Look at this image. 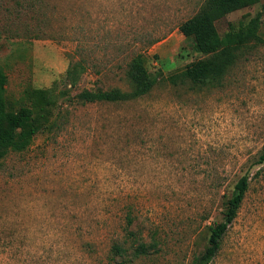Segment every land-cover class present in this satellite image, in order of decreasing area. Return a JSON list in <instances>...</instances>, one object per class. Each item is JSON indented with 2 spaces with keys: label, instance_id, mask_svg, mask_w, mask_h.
Segmentation results:
<instances>
[{
  "label": "rangeland",
  "instance_id": "1",
  "mask_svg": "<svg viewBox=\"0 0 264 264\" xmlns=\"http://www.w3.org/2000/svg\"><path fill=\"white\" fill-rule=\"evenodd\" d=\"M0 1L7 97L52 89L55 124L0 168V264H194L242 177L249 189L210 264H264V44L215 85L167 77L204 57L180 26L206 0H42L18 17ZM7 8V9H6ZM251 25L264 39V0L216 22L221 36ZM142 55L158 83L148 95L86 104L85 91H132ZM80 64L72 87L66 74ZM129 211L142 258L112 252Z\"/></svg>",
  "mask_w": 264,
  "mask_h": 264
},
{
  "label": "trees",
  "instance_id": "2",
  "mask_svg": "<svg viewBox=\"0 0 264 264\" xmlns=\"http://www.w3.org/2000/svg\"><path fill=\"white\" fill-rule=\"evenodd\" d=\"M1 1V0H0ZM42 0H17V7L9 10L19 17L23 9L31 10ZM259 0H206L201 11L180 26V32L194 43L195 50L204 58L193 62L183 71L167 77L173 85L181 83L193 86L215 85L222 81L237 61L253 48L264 44V39L256 33L251 25L239 28L231 27L221 36L216 22L238 10L250 7ZM7 9V8H6ZM80 64L71 66L66 78L72 87L79 82ZM127 78L132 87L130 93L115 89L111 91H85L77 100L86 104L120 103L148 95L154 90L158 78L151 75L142 55L133 58L129 65ZM8 75L0 58V168L2 162L11 153H23L34 143L41 128L48 130L55 124L51 115H55V95L52 89L28 88L24 91L21 105L8 100ZM259 162L264 163V153ZM249 189V179L242 177L236 184L231 198L225 206L224 219L209 229V238L204 253L197 257L194 264H210L219 254L225 235L236 220L242 203ZM123 236L116 240L112 252L124 262L142 258L147 249L158 246L155 233L153 242L147 247L142 241V230L139 227V216L129 211L126 218Z\"/></svg>",
  "mask_w": 264,
  "mask_h": 264
}]
</instances>
